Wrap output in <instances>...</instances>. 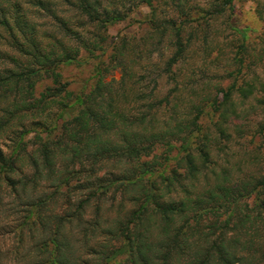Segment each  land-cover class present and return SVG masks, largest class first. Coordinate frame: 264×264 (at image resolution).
Instances as JSON below:
<instances>
[{
    "label": "trees",
    "instance_id": "1",
    "mask_svg": "<svg viewBox=\"0 0 264 264\" xmlns=\"http://www.w3.org/2000/svg\"><path fill=\"white\" fill-rule=\"evenodd\" d=\"M124 18L99 0H0V187L21 206L0 264H264V157L197 185L213 137L176 104L160 124L171 98L140 93L134 46L109 38ZM82 53L99 59L96 80L75 94L60 68ZM112 63L125 72L118 85L104 80Z\"/></svg>",
    "mask_w": 264,
    "mask_h": 264
},
{
    "label": "rangeland",
    "instance_id": "2",
    "mask_svg": "<svg viewBox=\"0 0 264 264\" xmlns=\"http://www.w3.org/2000/svg\"><path fill=\"white\" fill-rule=\"evenodd\" d=\"M99 1L104 7L125 14L123 20L109 27L108 33L110 40L117 41L116 45L131 42V47L134 46L133 52L127 53L132 55L128 72L134 75L132 81L140 77L142 86L136 84L140 93H160V98L168 96L172 100V105L160 110V124L171 117L174 112L171 107L176 104L177 109L192 112V117L200 115L199 122L213 137L209 141L211 164L204 169L201 184L197 185H204L213 169L216 172L227 169L240 176L250 170L251 163L263 159L264 0ZM178 37L183 41V52L169 69L167 63L178 49ZM110 53L111 49L103 59L107 60ZM82 54V63L60 68L67 89L75 94L90 90L96 80L93 72L99 59L86 61V54ZM107 69L104 80L118 85L125 72L114 63ZM46 83L44 80L41 88ZM228 92L231 98L226 101ZM203 109L206 113H199ZM220 127L230 136L221 135ZM33 134L27 139L32 140ZM10 144L8 140L1 141L5 153L11 151ZM256 145V152H246ZM173 166L175 161H171ZM15 198L16 193L3 182L1 249L13 245L17 239L21 206Z\"/></svg>",
    "mask_w": 264,
    "mask_h": 264
}]
</instances>
